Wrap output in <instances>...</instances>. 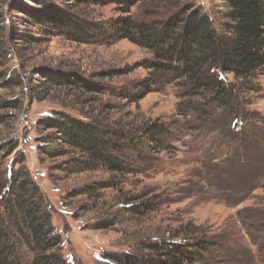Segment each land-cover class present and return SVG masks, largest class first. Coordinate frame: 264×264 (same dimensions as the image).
Returning a JSON list of instances; mask_svg holds the SVG:
<instances>
[{"label":"rangeland","instance_id":"obj_1","mask_svg":"<svg viewBox=\"0 0 264 264\" xmlns=\"http://www.w3.org/2000/svg\"><path fill=\"white\" fill-rule=\"evenodd\" d=\"M47 5L95 26L125 16L113 4ZM43 10L38 0H0V193L14 199L8 177L29 174L62 240L48 255L65 264L156 260L151 246L187 231L189 240L212 243L193 264H264V73L246 81L219 73L227 90L244 87L222 105L181 77L182 65L128 39L77 41L29 16ZM196 11L221 31L228 10L220 0L146 2L130 15L163 26ZM62 116L123 136L113 154L123 172L74 170L87 154L45 149L56 130L40 122ZM155 123L166 126L160 143L141 138ZM7 207L0 203L2 218ZM9 225L16 264H32V245Z\"/></svg>","mask_w":264,"mask_h":264},{"label":"trees","instance_id":"obj_2","mask_svg":"<svg viewBox=\"0 0 264 264\" xmlns=\"http://www.w3.org/2000/svg\"><path fill=\"white\" fill-rule=\"evenodd\" d=\"M38 1L44 5V10L36 16L29 15L34 22L47 23L77 41L89 39L100 42L120 38L138 43L151 50L161 61L182 65L177 68L180 76L196 83V87L203 92L212 94L213 99L222 105H227L230 100H238L244 87L231 84L233 89L227 90L229 86L219 73L233 75L236 80L243 81L264 73V0H220L228 10L220 32L214 28L209 16L197 11L186 21L181 20L180 15H175L163 26L156 22H137L130 15L133 6L159 0H70L80 5L113 4L123 9L125 16L98 26L65 16L58 8L47 5L49 0ZM156 67L165 69L166 66ZM40 125L56 130V135L44 140L45 149L46 145L47 148L61 145L89 156V161L76 163L71 169L86 171L106 165L122 171L118 158L113 154L120 153L119 142L125 139L123 136L69 116H62V119L47 117ZM165 127V124H152L140 132L143 135L141 138L160 143L159 137L167 131ZM8 178L9 193L14 199L5 202L6 195L4 197L0 193L1 205L7 204L11 211L8 217L0 216V264H16L18 260L10 247L13 231L7 229L6 222L8 225L15 224L14 228L24 236L26 243L32 245L36 252L32 264H65L48 255L54 250H62V240L55 234L43 194L29 174L22 177V182L16 180L14 173ZM3 188L6 186L0 187V192ZM189 227L191 229L193 226ZM184 234L185 241L175 240L179 239L176 236L170 242L151 246L156 260L138 262L127 259L121 264H193L209 253L212 247L210 241L191 238L194 242L189 240L187 231Z\"/></svg>","mask_w":264,"mask_h":264}]
</instances>
